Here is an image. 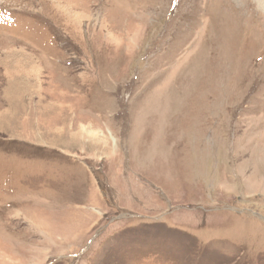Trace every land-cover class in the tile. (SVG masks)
<instances>
[{
  "label": "rangeland",
  "instance_id": "obj_1",
  "mask_svg": "<svg viewBox=\"0 0 264 264\" xmlns=\"http://www.w3.org/2000/svg\"><path fill=\"white\" fill-rule=\"evenodd\" d=\"M0 264H264V0H0Z\"/></svg>",
  "mask_w": 264,
  "mask_h": 264
},
{
  "label": "bare ground",
  "instance_id": "obj_2",
  "mask_svg": "<svg viewBox=\"0 0 264 264\" xmlns=\"http://www.w3.org/2000/svg\"><path fill=\"white\" fill-rule=\"evenodd\" d=\"M134 39H136V38H134ZM35 207H37V206H35ZM35 209V208H34ZM68 209V208H67ZM69 210V209H68ZM66 212V211H65ZM58 214V213H57ZM70 214V213H69ZM67 216V215H66ZM56 217V216H55ZM80 217V216H79ZM40 218V219H39ZM51 218V217H50ZM37 219H39L41 222H39V221H35V224H33V225H36L37 227H38V229L37 230H43L44 232H45V229L47 230V228H48V226H47V224L44 222V220H41V217L39 216V217H37ZM51 221V220H50ZM37 222V223H36ZM40 223H43V224H41L40 225ZM63 223H64V221H63ZM77 223V222H76ZM68 225V224H67ZM67 225H65V226H67ZM61 227V226H60ZM69 228V227H68ZM49 229V228H48ZM63 230V229H62ZM74 230V229H73ZM68 232H69V230H68ZM46 233V232H45ZM47 234V233H46ZM68 234V233H67ZM48 235V234H47Z\"/></svg>",
  "mask_w": 264,
  "mask_h": 264
}]
</instances>
